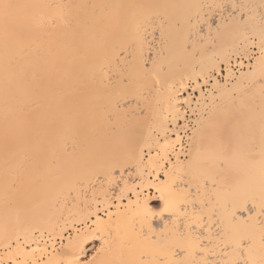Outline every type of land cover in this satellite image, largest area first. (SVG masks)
Segmentation results:
<instances>
[{
  "label": "bare ground",
  "instance_id": "1",
  "mask_svg": "<svg viewBox=\"0 0 264 264\" xmlns=\"http://www.w3.org/2000/svg\"><path fill=\"white\" fill-rule=\"evenodd\" d=\"M0 264H264V0H0Z\"/></svg>",
  "mask_w": 264,
  "mask_h": 264
},
{
  "label": "rangeland",
  "instance_id": "2",
  "mask_svg": "<svg viewBox=\"0 0 264 264\" xmlns=\"http://www.w3.org/2000/svg\"><path fill=\"white\" fill-rule=\"evenodd\" d=\"M256 52V50L255 49H250L249 50V53H248V58L246 59V58H238L237 60H238V63H240L241 62V60H242V62H245V64H247V65H252L253 63H254V61H255V59L254 58H257V54L255 53ZM250 53H251V55H250ZM255 55V56H254ZM253 56V57H252ZM246 59V60H245ZM225 72L223 71L222 72V76H218V75H216L215 74V77H219L220 79H221V81H224L223 80V78H224V76H225V74H224ZM203 89L204 90H206V89H210V85H207V86H205V87H203ZM192 120H191V122H190V127H193L194 126V120H193V118H191ZM193 125V126H192ZM189 134H191V132L190 131H188V133H187V135H189ZM185 146H187L186 145V143H185ZM187 148V147H186ZM186 148L184 149V151L186 150ZM184 157L183 158H185V156L186 155H183ZM153 194V192L151 193V195ZM154 195V194H153ZM152 195V196H153ZM153 205H154V207L155 206H157V207H155L156 209H158V207H159V204L156 202V200L155 199H153Z\"/></svg>",
  "mask_w": 264,
  "mask_h": 264
},
{
  "label": "snow or ice",
  "instance_id": "3",
  "mask_svg": "<svg viewBox=\"0 0 264 264\" xmlns=\"http://www.w3.org/2000/svg\"><path fill=\"white\" fill-rule=\"evenodd\" d=\"M7 7V6H6Z\"/></svg>",
  "mask_w": 264,
  "mask_h": 264
}]
</instances>
